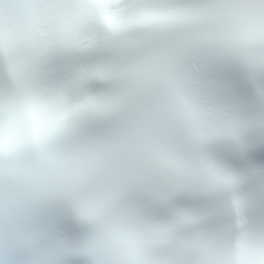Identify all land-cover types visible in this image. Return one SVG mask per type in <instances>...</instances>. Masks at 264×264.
<instances>
[{
    "label": "snow or ice",
    "instance_id": "1",
    "mask_svg": "<svg viewBox=\"0 0 264 264\" xmlns=\"http://www.w3.org/2000/svg\"><path fill=\"white\" fill-rule=\"evenodd\" d=\"M0 264H264V0H0Z\"/></svg>",
    "mask_w": 264,
    "mask_h": 264
}]
</instances>
